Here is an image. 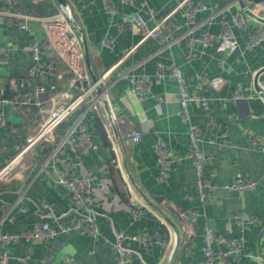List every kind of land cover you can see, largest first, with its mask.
I'll return each mask as SVG.
<instances>
[{
  "label": "crops",
  "instance_id": "1",
  "mask_svg": "<svg viewBox=\"0 0 264 264\" xmlns=\"http://www.w3.org/2000/svg\"><path fill=\"white\" fill-rule=\"evenodd\" d=\"M181 1L145 0L143 6V0L130 3L112 0L114 10L109 11L105 0H68L65 9L76 20L78 32L85 39L84 48L87 47L90 55V66L86 61L89 80L93 81L94 75L100 78L106 74L101 87L112 113L127 120L118 124V130L137 181L149 195L162 196L160 205L166 210L198 212L194 223L186 224L188 232L192 226L196 232L190 235L177 264H264V150L254 142V137L264 139V98L259 95L264 71L257 77L264 68V41L249 47L251 33L264 29V21L245 11V8L254 9L257 3L254 0H243L245 5L240 0H202L210 9L197 14L195 34L205 29L220 33L222 16L234 33L230 40H216L204 47L198 41H190L186 6L180 5ZM60 7L58 0H15L13 4L0 0V46L11 52L3 74L11 98L31 91L40 79L29 80L24 88L20 86V79L28 76L33 64L32 54L23 47L43 37L44 28L38 17L52 16ZM137 12L149 26L168 17L169 40L163 42L153 37L142 40L138 26H120L124 17L132 18ZM239 13L245 21L243 25L235 21ZM20 21L25 28L20 26ZM105 38L113 39V44L104 45ZM126 49L132 51L125 55ZM159 62L166 66L179 65L191 92L199 90L201 76L222 77L217 86L201 84V92L210 99L211 109L207 111L200 103L193 102L190 120L184 119L179 82L168 68L158 76ZM65 69L59 60L55 73L43 78L49 91L43 96L41 114L30 107L19 110L5 107L6 123L0 126V168L19 152L23 140L61 98L62 91L78 89ZM143 75L150 76L147 88L132 91ZM94 95L99 114L85 102L72 113L66 127L82 124L98 146L83 152L60 146L51 158L42 144L28 150L17 174L9 181H0V233L33 232L44 221L39 206L43 200L52 204L58 217L52 220L54 227L77 223L80 215L74 210L69 192L55 180L57 172L63 170L74 177L93 178L88 201L97 212L101 233L93 236L80 227L50 239L24 237L15 242L0 241V253L6 251L11 256L9 264H118L117 231L150 236L147 244L126 239L127 247L135 252L129 264H159L169 250V227L146 207L140 217L132 213L133 205L139 201L129 195L122 182L102 97L97 90ZM190 121L202 127L205 176L216 186L204 198L199 194L192 158ZM100 126L108 134L110 144L104 143ZM131 130H141L143 136L136 143L126 145L125 138ZM159 141L165 143L175 158L163 180L159 178L161 158L156 150ZM238 173L254 179L256 187L225 189L224 185L233 182ZM208 228L228 237L244 238L241 249L224 260L216 258L208 263L204 251ZM227 246L216 241L213 244L218 253Z\"/></svg>",
  "mask_w": 264,
  "mask_h": 264
},
{
  "label": "built area",
  "instance_id": "2",
  "mask_svg": "<svg viewBox=\"0 0 264 264\" xmlns=\"http://www.w3.org/2000/svg\"><path fill=\"white\" fill-rule=\"evenodd\" d=\"M8 4H13L15 0H5ZM125 3H130L132 0H122ZM146 4L143 0L142 5ZM180 5L186 6V24L188 26L187 34L191 42L198 41L204 47H208L216 40H230L234 37L232 26L225 16L220 18L221 32L214 33L209 29L203 30L199 35L195 34L197 28L196 16L201 11H207L210 6L202 0H182ZM105 7L109 11H113L112 0H105ZM245 11L252 14L256 20L261 21L259 18L264 17V0L257 2L253 10L245 8ZM2 14H11L9 12H2ZM20 17L27 18L22 14H13ZM30 18V17H28ZM44 28V35L40 40H33L27 43L23 50L32 54L33 64L28 70V76L20 79V86L24 88L28 81L31 79L40 78L33 89L21 97L11 98L7 95L5 86V77L3 74L4 66L8 62L11 52L8 48L0 46V126L6 123L5 120V107L10 106L14 110H19L22 107L29 106H44L45 100L44 94L48 93L49 88L43 78L46 75L55 73L57 70V64L60 60L66 67L65 72L71 73L72 85H78L77 90L65 89L61 93V98L54 103L52 108L45 114L35 131L27 138V143L24 147L19 149L10 160H8L0 168V181H9L17 171L19 165L22 162L23 155L35 145L41 144L43 141L53 143L56 140L55 130L64 121L69 119L72 113L82 106L85 102L90 103L91 108L99 114V106L97 104V98L94 95L97 87L103 82L106 74L102 77H98L96 81L89 80V70L86 63L85 48L83 42L85 39L78 32L79 26L76 20H74L65 7L61 6L58 12L52 16L38 17ZM235 21L241 25L245 23L243 16L239 13L235 15ZM20 26L25 28L26 25L20 21ZM136 25L140 28L142 34V40L146 38H157L163 42L169 40V22L168 17L162 18L154 26H149L147 22L142 18L139 12L135 13L132 18L124 17L120 23V26ZM264 41V29L258 28L253 31L249 39V47H254ZM113 39L105 38L103 40L104 45H112ZM132 50H124L125 55H128ZM47 55L48 58H44ZM168 68L171 73L176 77L180 85L181 91V106L182 116L186 120H190V105L193 102H198L201 106L209 111L211 109L210 99L201 92V84H208L209 86H217L222 82V77L209 78L207 76H201L200 83L197 88L198 91L191 92L186 83L183 69L175 64L171 63L166 66L163 63H158L157 75L162 76L164 71ZM62 76V75H60ZM160 78V77H159ZM134 82L133 78H130ZM150 81L149 75H143L138 79V84L132 91L139 92L147 88V83ZM259 95L264 98V81L261 86ZM113 118L116 123H125L127 120L119 115L113 114ZM131 123L132 121L129 120ZM143 136L141 130H131L127 133L125 138L126 145H132L139 141ZM190 146L192 149V158L195 164L199 194L201 198H204L207 192L214 191L216 186L207 179L205 176V155L202 148L203 142V130L200 124L190 121L189 129ZM254 142L264 150V139L260 137H254ZM124 145V144H123ZM67 146L73 152H83L90 148H96L97 142L95 138L87 132L82 124L76 127H69L66 132L61 136L59 143L55 146L50 153V158L54 157L56 150L59 147ZM125 146V145H124ZM156 150L161 158L160 162V176L163 180L166 177L167 172L170 170L175 158L169 151L163 141H159L156 144ZM55 180L67 189L72 200L74 210H76L80 218L77 223L72 225L59 224L58 227H54L52 220H57L58 217L54 212V208L47 200L41 201L39 206L43 209L44 221L38 224L33 232L22 233H0V241L4 243L19 241L26 237H37L40 239L55 238L59 233L69 231L73 228H84L86 231L93 235L98 236L101 233L97 212L90 205L88 196L92 191L94 180L91 177H74L71 176L68 171L63 170L57 172ZM257 182L254 179H250L241 173H238L235 180L231 183L224 185L228 190H251L255 188ZM145 211V206L139 202L137 205H133L132 213L135 217H140ZM198 212L193 209L184 210L180 213L181 218L184 220H190L195 218ZM196 231L190 227L189 235L194 234ZM126 239H132L143 244H147L150 236L145 233L127 234L124 231L116 232L115 248L118 251V264H129L134 257L135 252L128 248L125 244ZM225 243L227 248L222 249L221 252H216L213 247L214 242ZM244 243V238L238 239L234 237L225 236L222 233H214L210 228L206 232V241L204 251L206 253L207 262L212 263L216 258L224 260L231 254H235L237 249H241ZM11 256L8 252L4 251L0 253V264H9Z\"/></svg>",
  "mask_w": 264,
  "mask_h": 264
},
{
  "label": "water",
  "instance_id": "3",
  "mask_svg": "<svg viewBox=\"0 0 264 264\" xmlns=\"http://www.w3.org/2000/svg\"><path fill=\"white\" fill-rule=\"evenodd\" d=\"M262 0H254V2H260ZM61 6L66 7L68 5V0H58ZM242 5H245L243 0H240ZM264 21V18H259ZM85 57L90 66V55L87 47L85 46ZM264 71V68L257 73V77L260 73ZM94 81L97 77L93 76ZM102 97V102L105 109V115L107 123L111 132V139L114 144L118 156L119 165L117 170L122 178V182L128 191L129 195L134 196L139 202H141L146 208L156 214L170 229L171 231V245L169 250L163 256L159 264H176L184 240V235L179 222L164 208L160 205L162 196H151L149 195L139 184L135 175L133 174L131 167L129 165L127 151L119 135V130L117 123L113 118V113L111 107L108 103L106 93L104 89L99 85L96 89Z\"/></svg>",
  "mask_w": 264,
  "mask_h": 264
},
{
  "label": "trees",
  "instance_id": "4",
  "mask_svg": "<svg viewBox=\"0 0 264 264\" xmlns=\"http://www.w3.org/2000/svg\"><path fill=\"white\" fill-rule=\"evenodd\" d=\"M71 74V73H70ZM72 75V74H71ZM73 76V75H72ZM30 108H35L36 110H37V112H39L40 114H41V109H42V107L41 106H29ZM22 108H24V107H22ZM68 120V119H67ZM66 120V121H67ZM66 121H64L62 124H60L59 125V127L55 130V134H56V140H55V142H54V144L53 143H48V142H42L41 144L45 147V153H51L52 151H53V149L55 148V146L58 144V142L60 141V139H61V135L64 133V132H66V130L68 129V127H66ZM38 124V123H37ZM39 124H40V122H39ZM39 124H38V126H39ZM38 126H37V128H38ZM117 127H118V123H117ZM37 128L32 132V133H35V131L37 130ZM99 129H100V133H101V137H102V139H103V141H104V143L105 144H110L111 143V141H110V139H109V137H108V134L106 133V131L104 130V128L102 127V126H100L99 127ZM61 130V133L59 132ZM31 133V134H32ZM27 138H28V136L23 140V142H22V144L20 145V147L18 148V150L19 149H21L22 147H24L25 145H26V143H27ZM168 211V210H167ZM182 211H184V210H177V209H169V213L179 222V224H180V226H181V228H182V231H183V235H184V240H183V245H182V248H181V251L182 250H184L186 247H187V244H189V237H190V235H189V232H188V230H187V228H186V224L188 223L189 225L190 224H192V223H194V222H192L193 221V219H190V220H184L183 218H181V216H180V213L182 212ZM192 226V225H191ZM193 227V226H192ZM194 228V227H193ZM181 251H180V253H181ZM119 254V253H118ZM134 256H135V254H134ZM179 257H180V254H179ZM178 257V258H179ZM177 262H178V260H177ZM177 264V263H176Z\"/></svg>",
  "mask_w": 264,
  "mask_h": 264
}]
</instances>
